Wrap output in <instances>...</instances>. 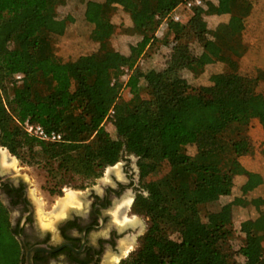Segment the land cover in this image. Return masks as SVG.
Listing matches in <instances>:
<instances>
[{
    "label": "trees",
    "instance_id": "16d2710c",
    "mask_svg": "<svg viewBox=\"0 0 264 264\" xmlns=\"http://www.w3.org/2000/svg\"><path fill=\"white\" fill-rule=\"evenodd\" d=\"M261 4L217 0L216 13L245 18ZM173 10L182 18L155 19ZM121 11L138 35L127 45L111 43L102 27ZM203 12L180 0H0V122L29 118L63 136L42 140L13 123L0 125V144L60 174V186L62 177L94 179L124 154L138 156L148 193L135 207L148 228L125 264H245L255 256L264 264V217L260 231L244 235L233 214L254 205L264 214V183L234 190L228 182L244 152L229 136L236 118L256 126L264 116V63L246 57L258 42L226 36ZM65 39L100 45L74 62L62 53ZM218 65L232 77L227 85L197 81ZM230 95L231 107L223 103ZM110 109L113 130L102 125ZM169 242L187 244L186 254L169 251ZM20 255L0 198V264H19Z\"/></svg>",
    "mask_w": 264,
    "mask_h": 264
},
{
    "label": "flooded vegetation",
    "instance_id": "af4514ba",
    "mask_svg": "<svg viewBox=\"0 0 264 264\" xmlns=\"http://www.w3.org/2000/svg\"><path fill=\"white\" fill-rule=\"evenodd\" d=\"M100 177L79 194L80 203L42 226L29 181L0 174V198L21 244L19 264L29 255L32 264H125L148 228V216L135 207L138 196L148 193L138 156L124 154L120 171Z\"/></svg>",
    "mask_w": 264,
    "mask_h": 264
},
{
    "label": "rangeland",
    "instance_id": "374dc122",
    "mask_svg": "<svg viewBox=\"0 0 264 264\" xmlns=\"http://www.w3.org/2000/svg\"><path fill=\"white\" fill-rule=\"evenodd\" d=\"M215 3L216 0H205V6L203 10H205L206 7L209 10L211 9V7L212 9H214ZM215 14L217 13H215L214 10L213 14L208 13L207 21L216 24L217 26V20H214L212 18V15L214 16ZM219 16L229 19V24L227 25L228 33L223 32L228 37H232L235 33H240L243 35L247 43L258 42L261 38H264V36H261V32L259 31H264V4L256 6V8L253 10V13L250 17H248V19H243L238 16H234L235 19H232V15L227 14ZM70 19H72L71 16L56 18L59 23H65ZM102 27L108 31L111 43L113 44L127 45L131 42H135L138 38V35L133 31L131 20L128 14L123 11H121L111 22L102 25ZM242 29L244 30V32L241 31ZM99 45L100 44L98 42L93 40L82 41L65 39L61 44V48L62 53L69 56L70 59L75 62L80 57L87 56L93 53L99 47ZM194 46L195 45H193L192 47ZM246 57L252 63H263L264 50L260 52H258L257 50L248 51L246 53ZM231 78V75H225L222 71L221 65H218L216 67L207 68L198 77L197 81L201 84L227 85L231 81ZM234 102V96L230 95L223 98V103L226 106L231 107ZM10 121L11 119L5 118L0 122V125L3 128H9L11 127ZM254 127L255 125H252V120L246 117V115H240L236 118L234 125L229 132V136L234 139H239L238 143L240 145L241 151L246 152L249 146H252L250 145L252 136L251 133L248 132L251 128ZM254 129L262 130L261 126ZM260 146L264 148L263 144ZM4 152L8 154V158L10 159L8 160L9 163L6 165L1 164V156ZM12 162H14V165L12 164ZM120 165L121 160L113 165H108L104 169L100 178H105L108 175V171H120ZM0 171L1 175L7 174L13 177L22 176L29 181L28 187L30 189V194L35 199L36 203L35 207L37 220L41 223L42 226H44L46 222H51L58 219L62 215L65 208H68L70 206V203H80L81 198H79V194H84L90 188V185L92 183H95V179H83L80 176H76L73 179L68 180L69 178L65 176V178L62 177V179L68 182L63 183V185L60 186V184H57L59 182V179H61L60 174L56 176L50 175L49 170L44 163L28 164L16 154H13L6 146H3L1 144ZM158 174L160 173L154 172L151 176H156ZM97 180H99V178ZM228 182L232 185L233 189H237V187L239 186V178L233 171L228 175ZM257 182L264 183L260 180H258ZM71 191H74L76 193L71 194ZM36 199L38 201H36ZM74 199H76L77 201L73 202ZM62 204L64 206L68 204V206L64 207ZM233 214L234 219L239 224L240 230L244 235L260 231L261 225H259V223L261 220L259 221V219L264 217V214L258 205H254L252 207L235 206ZM167 249L169 251L180 252L181 254L185 255L188 250V246L187 244L183 243L169 242L167 244ZM257 260L258 257L255 256L245 264H255Z\"/></svg>",
    "mask_w": 264,
    "mask_h": 264
},
{
    "label": "crops",
    "instance_id": "0c3cea01",
    "mask_svg": "<svg viewBox=\"0 0 264 264\" xmlns=\"http://www.w3.org/2000/svg\"><path fill=\"white\" fill-rule=\"evenodd\" d=\"M216 7H217V0H216L215 5H214V9H212V7H211V9L209 10L206 7V9L204 10V17L207 19V14L208 13L213 14V10L216 13ZM208 10H209V12H208ZM252 13H253V11H252ZM251 14L249 16L243 18V19H248V17H250ZM218 16H219L218 14H215L214 16L212 15V18L214 20H217V28L219 30H221L222 32L228 33L227 25L229 24V19L228 18H222V16L221 17L219 16V18H218ZM231 18L235 19L234 16H231ZM256 28H257V26H256ZM241 31L244 32L243 29ZM261 36H264V32H261ZM258 43H259V47H258L257 51L260 52V51L264 50V38H261L258 41ZM259 126H261L263 131L260 129H256V130L254 129V128L259 127ZM254 128H251L248 132V133H251V136H252V140L250 142V145H252V146H249V148L246 152L240 154L238 156V158L235 159V161L233 162V165H232V171L239 178V186L246 183L250 179L257 180V181L260 180V181L264 182V148H262V146H260L262 144L264 146V116L259 120V123H257Z\"/></svg>",
    "mask_w": 264,
    "mask_h": 264
},
{
    "label": "built area",
    "instance_id": "2783aa9c",
    "mask_svg": "<svg viewBox=\"0 0 264 264\" xmlns=\"http://www.w3.org/2000/svg\"><path fill=\"white\" fill-rule=\"evenodd\" d=\"M180 3L187 6V7H193V6H201L204 8L205 6V0H180ZM181 19L182 15L175 10L164 13V14H157L155 15V19L160 21L161 26H164L167 24V22L171 19ZM126 70H128L127 67H124ZM21 74H17V78L20 79ZM115 113L113 109H110L108 114L106 115L104 121L102 122V125L108 129L113 130L115 129ZM11 125L13 123H19L23 126V128L32 136H35L39 139L51 141V142H57L62 140L63 136L60 131L57 130H48L46 129L42 124L34 122L27 118L25 121L20 122L17 118L14 120H11Z\"/></svg>",
    "mask_w": 264,
    "mask_h": 264
},
{
    "label": "bare ground",
    "instance_id": "6f19581e",
    "mask_svg": "<svg viewBox=\"0 0 264 264\" xmlns=\"http://www.w3.org/2000/svg\"><path fill=\"white\" fill-rule=\"evenodd\" d=\"M9 156H8V154L6 153V152H4L3 154H2V156H1V164L2 165H6V164H8L9 162H8V160H10L9 158H8ZM12 164L14 165V162H12ZM75 194L76 192H72L71 191V194ZM36 201H38L37 199H36ZM61 205V204H60ZM63 205V204H62ZM64 206V205H63ZM68 206V204H66V206H64V207H67ZM65 210H66V208H65Z\"/></svg>",
    "mask_w": 264,
    "mask_h": 264
},
{
    "label": "water",
    "instance_id": "95a60500",
    "mask_svg": "<svg viewBox=\"0 0 264 264\" xmlns=\"http://www.w3.org/2000/svg\"><path fill=\"white\" fill-rule=\"evenodd\" d=\"M111 169V168H110ZM1 172V171H0ZM37 249L38 248H42V246H38V247H36ZM26 264H32V259H31V257H30V255H29V257H28V261H27V263Z\"/></svg>",
    "mask_w": 264,
    "mask_h": 264
}]
</instances>
